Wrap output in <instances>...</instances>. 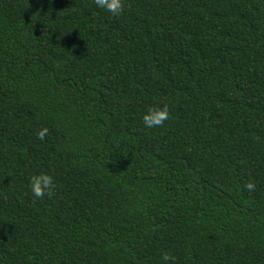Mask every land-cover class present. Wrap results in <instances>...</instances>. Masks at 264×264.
I'll return each instance as SVG.
<instances>
[{
    "label": "trees",
    "instance_id": "trees-1",
    "mask_svg": "<svg viewBox=\"0 0 264 264\" xmlns=\"http://www.w3.org/2000/svg\"><path fill=\"white\" fill-rule=\"evenodd\" d=\"M164 253L264 264V0H0V264Z\"/></svg>",
    "mask_w": 264,
    "mask_h": 264
},
{
    "label": "clouds",
    "instance_id": "clouds-1",
    "mask_svg": "<svg viewBox=\"0 0 264 264\" xmlns=\"http://www.w3.org/2000/svg\"><path fill=\"white\" fill-rule=\"evenodd\" d=\"M95 6L98 9L111 14L114 17H118L123 11V0H94ZM169 118V112L167 107L163 108H150L141 117L142 123L145 128L151 129L159 127ZM47 130H41L37 135L38 138L43 140ZM52 177L47 174H37L31 176L29 180V188L32 195L39 199L44 195L49 194L53 188ZM246 190H252L254 185L249 183L246 186ZM175 264V258L170 253H164L162 255L163 264H169V262Z\"/></svg>",
    "mask_w": 264,
    "mask_h": 264
}]
</instances>
